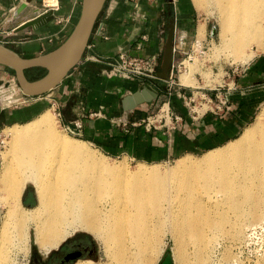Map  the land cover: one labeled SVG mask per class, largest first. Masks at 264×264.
I'll list each match as a JSON object with an SVG mask.
<instances>
[{
  "label": "bare ground",
  "instance_id": "1",
  "mask_svg": "<svg viewBox=\"0 0 264 264\" xmlns=\"http://www.w3.org/2000/svg\"><path fill=\"white\" fill-rule=\"evenodd\" d=\"M194 2L203 9L210 3L216 7L223 49L235 59L248 62L256 54L252 45L264 47V0ZM187 78L182 83H189ZM262 109L257 120L225 147L210 149L197 160L183 156L170 172L144 163L133 171L106 165L85 141L71 140L55 130L51 109L16 124L10 156L0 175V200L7 206L0 226V264H10L9 246L28 248L32 224L35 241L43 250L57 247L81 227L104 246L109 262L99 264H151L158 252L152 244L153 228L161 231L168 227L181 240L201 239L205 227L223 228L228 216L220 210L223 198L213 192L225 195L224 205L240 219L237 226L241 234L245 216L253 221L264 217ZM171 177L190 186L197 178L207 179L205 191L216 209L195 196L168 195ZM27 180L34 183L39 197L33 208L25 207L21 200ZM167 223L170 226L164 227ZM77 264L87 263L79 260Z\"/></svg>",
  "mask_w": 264,
  "mask_h": 264
},
{
  "label": "crops",
  "instance_id": "2",
  "mask_svg": "<svg viewBox=\"0 0 264 264\" xmlns=\"http://www.w3.org/2000/svg\"><path fill=\"white\" fill-rule=\"evenodd\" d=\"M81 10L82 0H0V43L27 58L46 54L70 36ZM170 12L176 17V46L187 50L191 40L207 30L190 0H106L83 59L55 90L38 98L23 96L27 104L19 103L11 109L0 107V124L39 116L54 108L65 129L71 128L110 154L142 162L166 161L210 150L240 135L264 101V57L253 62L244 76L230 82L228 91L220 88L218 92H205L203 102L192 107L177 92L170 94L165 82L157 88L137 79L107 77L106 64L94 59L110 58L120 51L162 56ZM38 16L43 17L38 28H21L24 22ZM5 74L0 65V83ZM179 80L182 92L189 96L192 86L182 83V75ZM146 86L157 89L159 97L125 108L124 99ZM223 94L229 99L228 108L221 103ZM165 101L170 102L181 120L167 119L148 127L143 121L145 114Z\"/></svg>",
  "mask_w": 264,
  "mask_h": 264
},
{
  "label": "rangeland",
  "instance_id": "3",
  "mask_svg": "<svg viewBox=\"0 0 264 264\" xmlns=\"http://www.w3.org/2000/svg\"><path fill=\"white\" fill-rule=\"evenodd\" d=\"M190 1L195 12L207 24L206 32H202L203 34L198 37L206 46V52L204 54L195 55L193 60L187 61L188 71L182 74L181 81L183 82V78L188 76L186 81L189 83L186 82L185 85L192 86V92L188 96L189 106L192 107L203 102L202 95L205 94V92H218L220 88L228 91V84L230 82L244 76L247 73L248 67L253 62H257L264 57V47L261 46L260 48L257 44L252 45L251 49L256 54H254L253 59H248V62L247 60H242V58L240 61L237 58L235 59L223 49L220 35L221 19L216 7L210 3L207 8L203 9L195 4L194 0ZM214 26H216L217 29L215 35H213ZM166 36L164 40H166ZM3 68L6 74L5 79L0 83V107L11 109L23 103L27 104V101L23 100V96L25 95H23L18 84L15 72L7 67L3 66ZM43 73L44 69L42 67H37V69L31 71L30 75L33 78L38 76L42 77L41 75ZM262 85H264V83H262ZM191 99H193V101H191ZM30 101H33V99H30ZM42 101L40 103H42ZM223 102L225 103V108H228L230 104L227 94H223ZM162 104L159 107H156L152 112L150 111L151 113L145 114V117L158 112ZM46 107L51 108L49 106ZM263 107L264 101L261 102L257 110H255L254 116L248 122L247 126L253 124L257 120ZM166 108H168L167 105L165 106V109ZM51 110L55 115L54 128L57 132L60 131L61 133H65L68 138L71 137L70 139L74 141L85 140L78 135L69 133L62 125L54 108ZM37 116L38 114L28 119H14L0 124V175L6 159L10 156L13 140L12 127L16 124H24ZM262 120L264 122V118ZM238 136L220 146L225 147L230 141L235 140ZM85 141L86 142H83L84 145L93 152L97 158L104 160L106 165L113 164L115 166H121L129 171L136 170L141 163H144L146 167H153V165H156L161 171L170 172L178 165L181 158H172L158 162H142L128 156L110 154L96 144L87 140ZM207 150L193 152L186 157H188L189 160H197V158L201 157L203 153L207 152ZM241 175L242 174L240 173L238 177L240 178ZM169 183L170 187L168 188V195L175 194L183 198L187 196H195L201 201L209 203V197L207 195L209 192L205 191V184L208 183L207 179L197 178L193 180V183L190 186L179 178L174 179L171 177ZM213 194H217L220 199L223 198V207H221L220 210L228 216V220L223 223V228L220 230H211L205 227L201 239L195 240L194 238H187L181 240L177 234H173L170 228L167 227L170 226L169 223L164 226L167 228L161 231L158 230V227H155L153 228L152 234L155 235L156 238L154 237L152 244L158 248V252L151 264H159L167 250H171L176 254V264H264V217L260 220L253 221L248 216H245V219L243 220V231L241 234H238L239 229L237 223L240 221L239 217L224 205V194L217 192H213ZM21 200L23 205L27 208H33L39 204L36 187L31 180L26 181L21 193ZM208 206L212 210L216 209L211 203H209ZM6 213L7 206L0 200V226ZM217 214L218 213L216 212V216ZM79 235L90 236L95 250V257L92 258L87 255L74 261L68 260L67 262H64L63 260L66 250L73 249L72 245L68 246L66 244L73 241V239ZM27 244V249L24 246V248L22 246H20L21 248L14 247V245L9 246L8 254L10 264H32L33 258L37 259L38 264H77L78 260H83L87 264H89L88 261L92 260L95 264L109 262L102 242L91 231L81 227L74 229L73 232H71V234L57 247L46 251L41 249L36 243L34 225L32 224L29 227V239ZM181 252L184 253V255H182Z\"/></svg>",
  "mask_w": 264,
  "mask_h": 264
},
{
  "label": "water",
  "instance_id": "4",
  "mask_svg": "<svg viewBox=\"0 0 264 264\" xmlns=\"http://www.w3.org/2000/svg\"><path fill=\"white\" fill-rule=\"evenodd\" d=\"M34 0H27L31 3ZM106 0H82V10L70 36L54 50L32 58H27L19 54L13 48L0 43V65L14 70L18 84L23 95L27 97H39L55 90L66 78L72 68H74L85 54L89 40L93 33L95 24ZM43 17H35L24 22L21 28L40 26ZM167 36L164 44V51L161 59V66L158 76L167 79L173 61L179 58V54L174 50L176 17L171 12L167 21ZM216 26L213 27V35L216 34ZM42 67L47 70L42 77L31 80L26 71ZM159 97L157 89L146 86L142 90L124 99L125 108H134L145 102H151ZM74 254H70L66 259ZM159 264H175L171 250H167Z\"/></svg>",
  "mask_w": 264,
  "mask_h": 264
},
{
  "label": "built area",
  "instance_id": "5",
  "mask_svg": "<svg viewBox=\"0 0 264 264\" xmlns=\"http://www.w3.org/2000/svg\"><path fill=\"white\" fill-rule=\"evenodd\" d=\"M163 31L166 32V29L164 28ZM174 50L179 55L183 53V56L173 61L167 79H161L158 76L162 56L157 54L150 56H136L127 51H120L116 56L110 58L95 57L94 59L106 64L107 67L104 70V73L107 77L137 79L143 83L153 84L157 88L161 87L160 82H165L170 94L177 92L180 97L187 101L188 96L182 92L181 86L183 85L179 78L184 72L188 71L187 61L193 60L195 55L204 54L206 52V46L203 44L202 40L195 36L193 40H191L189 49L182 51L177 48L175 43ZM175 87H177L176 90ZM191 101H193V99H191ZM221 103H223V105L225 104L223 100H221ZM166 105L168 108L165 109ZM167 119H170L173 122L181 120V116L172 109L169 101H165L158 112L147 116L143 121L148 127H152L156 124H163ZM66 130L69 133L76 135L75 131L71 128H67Z\"/></svg>",
  "mask_w": 264,
  "mask_h": 264
},
{
  "label": "flooded vegetation",
  "instance_id": "6",
  "mask_svg": "<svg viewBox=\"0 0 264 264\" xmlns=\"http://www.w3.org/2000/svg\"><path fill=\"white\" fill-rule=\"evenodd\" d=\"M66 245H72L73 249H67L65 256H64V262H67L68 259L66 257L70 254H74V256L70 257L69 260L74 261L79 258H83L85 256H89L94 258L95 253H94V246L93 242L88 235H79L76 238L73 239V241L68 242ZM79 261V260H78ZM77 261V262H78ZM32 264H38V261L36 258L32 259Z\"/></svg>",
  "mask_w": 264,
  "mask_h": 264
},
{
  "label": "trees",
  "instance_id": "7",
  "mask_svg": "<svg viewBox=\"0 0 264 264\" xmlns=\"http://www.w3.org/2000/svg\"><path fill=\"white\" fill-rule=\"evenodd\" d=\"M35 69H37V67H35V68H31V69H29V70L26 71V73H27L29 79H31V80H35V79H37V78L40 77V76H38V77L33 78V77L30 75L31 71H33V70H35ZM43 69H44V68H43ZM11 70H12V69H11ZM12 71L14 72V70H12ZM46 72H47V70L44 69V73H43L41 76L45 75Z\"/></svg>",
  "mask_w": 264,
  "mask_h": 264
}]
</instances>
